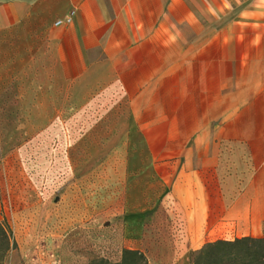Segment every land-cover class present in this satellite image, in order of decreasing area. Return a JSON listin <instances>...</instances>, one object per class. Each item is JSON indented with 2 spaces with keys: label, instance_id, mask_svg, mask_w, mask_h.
I'll use <instances>...</instances> for the list:
<instances>
[{
  "label": "crops",
  "instance_id": "1",
  "mask_svg": "<svg viewBox=\"0 0 264 264\" xmlns=\"http://www.w3.org/2000/svg\"><path fill=\"white\" fill-rule=\"evenodd\" d=\"M99 88L127 100L126 176L145 194L123 248L190 264L264 239V0H0V110Z\"/></svg>",
  "mask_w": 264,
  "mask_h": 264
},
{
  "label": "rangeland",
  "instance_id": "2",
  "mask_svg": "<svg viewBox=\"0 0 264 264\" xmlns=\"http://www.w3.org/2000/svg\"><path fill=\"white\" fill-rule=\"evenodd\" d=\"M86 93L59 111L0 110V222L14 244L6 264L120 258L123 211L145 198L126 176L127 100L119 88Z\"/></svg>",
  "mask_w": 264,
  "mask_h": 264
},
{
  "label": "trees",
  "instance_id": "3",
  "mask_svg": "<svg viewBox=\"0 0 264 264\" xmlns=\"http://www.w3.org/2000/svg\"><path fill=\"white\" fill-rule=\"evenodd\" d=\"M13 247L9 232L0 222V264H6L7 254ZM89 264H149V262L142 251L123 248L117 261L97 258ZM190 264H264V239L246 236L208 242L191 254Z\"/></svg>",
  "mask_w": 264,
  "mask_h": 264
}]
</instances>
